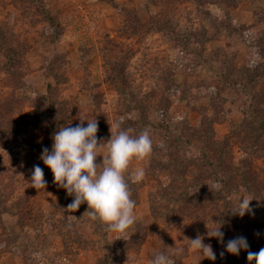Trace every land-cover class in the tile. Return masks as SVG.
Listing matches in <instances>:
<instances>
[{"label": "rangeland", "instance_id": "obj_1", "mask_svg": "<svg viewBox=\"0 0 264 264\" xmlns=\"http://www.w3.org/2000/svg\"><path fill=\"white\" fill-rule=\"evenodd\" d=\"M87 117L98 140L122 120L153 142L126 175L125 233L83 218L86 203L68 213L40 159ZM243 197L253 213L233 215ZM197 235L215 260L191 248ZM237 236L264 248V0H0V264H248L225 251Z\"/></svg>", "mask_w": 264, "mask_h": 264}, {"label": "clouds", "instance_id": "obj_2", "mask_svg": "<svg viewBox=\"0 0 264 264\" xmlns=\"http://www.w3.org/2000/svg\"><path fill=\"white\" fill-rule=\"evenodd\" d=\"M79 119L80 123L75 127L71 124L60 126L52 134L51 150L43 148L40 159L53 173L54 183L65 189L68 196L73 197L66 209L68 213L76 212L86 203L88 209L83 218L87 216L92 221H100L106 225L109 232L125 233L136 221L134 211L136 201L131 198L126 175L134 160H143L152 152L153 142L150 133L144 129L133 134L131 128H122L121 120L110 124V139L98 140L97 119L90 117ZM98 157H103L99 164ZM144 176L142 168H136L131 173L134 183L141 182ZM30 179L32 188L38 190L47 186L44 171L39 165H35L31 170ZM208 186L212 190L211 186ZM251 201L246 197L241 198L238 205L234 206L232 214L243 217L245 214L253 213ZM67 219L78 220L74 215H68ZM214 224L219 227L214 231H208L207 235L223 244L222 225ZM188 241L191 248L201 255L211 260L216 259L212 246L206 245L199 235ZM242 250L247 252L248 264H264V248L256 252L251 251L244 236L230 239L225 245V251L235 256H239ZM149 264H174V261L170 254L158 252Z\"/></svg>", "mask_w": 264, "mask_h": 264}, {"label": "trees", "instance_id": "obj_3", "mask_svg": "<svg viewBox=\"0 0 264 264\" xmlns=\"http://www.w3.org/2000/svg\"><path fill=\"white\" fill-rule=\"evenodd\" d=\"M142 238H144V236H142Z\"/></svg>", "mask_w": 264, "mask_h": 264}]
</instances>
